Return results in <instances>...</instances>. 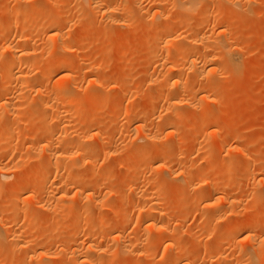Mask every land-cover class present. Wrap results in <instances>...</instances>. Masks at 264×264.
<instances>
[{
    "label": "rangeland",
    "instance_id": "rangeland-1",
    "mask_svg": "<svg viewBox=\"0 0 264 264\" xmlns=\"http://www.w3.org/2000/svg\"><path fill=\"white\" fill-rule=\"evenodd\" d=\"M13 1L0 0V28L5 26L4 24L12 23L17 26L16 28L12 26L13 30L11 29L10 32H0V85L9 79L6 67L13 59V53L16 52L15 56H18L17 54L21 55L30 47H50L52 43L46 39L45 32L57 28L64 32L63 35L66 34L63 39L64 44L72 47V52L64 53L62 57L51 63L36 65L31 70L45 73V79L42 77L40 80L41 87L50 85L53 89L55 81L61 80L62 76L55 75L53 80L48 81L46 75H50L65 62L72 63L71 71L63 76L72 75L73 78L70 80L66 78L64 84L71 86L74 84L77 89L79 88V90L74 89V92L79 96L80 103L71 101L61 104L50 97L39 98L36 94L38 86L36 87L32 80L30 83H24L23 89L18 90V93L15 92L4 100L0 99V167H6L10 163L6 168L13 167L16 171V166L19 164L18 166L22 168L21 170L17 167L18 172H16L19 176L26 174L25 177L30 178L32 173L34 175L39 172L38 175L41 176L38 186L26 190L17 188L16 176L13 175L10 179L0 177V190L3 192L0 193V264H37V261L35 263L29 258L38 249L41 250L40 252L43 250L50 252L49 257L45 258L49 263L43 262L44 259L40 264H89L85 259L84 250L87 249L90 239H94L96 235L99 237V234L104 232L102 235L117 234L119 227L123 230H121L123 233L121 240L128 243L126 250L131 248L132 254L125 249H118V242L121 241L119 238H107L105 235L103 238L99 237L100 242L97 243L98 252L103 254L104 251L105 261H97L96 264H158L162 260L168 261L169 258V264H264V236L259 233L257 227L259 223L264 225V0H250V2L231 0L236 3L235 5H230L229 2L228 5L226 0V2L208 0L209 4L204 0L205 3L202 2L204 5L200 4L196 11L188 14L176 7L178 3L174 0H99V3L112 6L114 9L112 14L104 17L94 10V5L88 1L55 0L54 6V3L50 4L52 2L50 0H26V2L24 0L28 15L10 16V18L6 9L10 5V8L17 5ZM61 1L66 2L63 7ZM212 2L215 3V10L219 8L217 9L219 12L213 15L210 14V11L214 10ZM38 5H44L43 7L47 9L52 5L51 13L60 15V21L46 15V18L41 15L40 18L37 17L40 12ZM146 6L148 8L151 6V9L154 6L155 14L152 13L154 10L144 13L142 7ZM157 6H159L157 10L164 9L162 18L156 17ZM10 21L11 24L8 23ZM29 27L32 29L34 27L36 30L35 33L33 31V37L31 36L28 41L17 40V36L22 32L26 34ZM185 28L190 31L186 32ZM202 37L216 44L211 49L196 53L190 61L173 67L172 63L181 60V57H178L179 53H176L178 47L183 48L188 45L189 51L193 43L195 44L194 41L197 39V42ZM226 40L230 48L227 43L225 48L221 47L220 44L225 43ZM5 46H13L14 52L7 50ZM97 46L103 47V51L94 52L95 55L87 59L83 57L84 50ZM211 55L214 59L213 63L209 59ZM207 56L209 60L206 63ZM195 66H200L199 69L202 67L204 73L195 74V69L196 71L198 69ZM22 67L25 68L24 65ZM171 67H173L172 71H170ZM19 71L16 70V73ZM172 74L182 79H177L179 80L177 86L170 83L172 79L169 80L167 87H163L164 89L158 88L159 81L170 79ZM1 91L0 86V98ZM21 93L25 94V98ZM6 100L11 101L8 107L4 106ZM176 101L177 105L174 103L173 106L172 102ZM55 102L66 117L72 111H79L82 114L90 110V113L80 120L74 119L81 123L95 109L102 111L99 120L86 127L83 126L84 128L82 127L83 129L78 132L79 135L75 133L72 137L73 131H68L72 134L69 137L70 143L76 144L77 140L79 143L87 139L89 142H84L90 145L88 146L90 150L87 149V153H81L78 158L69 159L83 163H78V169L74 174L66 177L67 179L64 177L66 180L63 181L66 184L70 182L68 187L76 188L73 183L82 177L85 180L82 185L80 184V190H86L98 182L103 187L102 201H100L102 209L96 208L94 213L87 215V218L93 219L96 227L90 230V236H85L83 239L85 242L81 243L80 236L86 216L80 221L75 220L80 213L78 206L81 202L78 199L81 197L75 193V189H72L68 201L61 203L55 198L57 196L54 192L55 186L48 191L44 189L46 185L63 178L60 176V179L57 175V164L62 161L56 159V156L66 147L67 140L62 142L64 144L57 140L48 143L51 145V151L56 153L52 158L57 160H52L51 167L48 163V168L44 165L45 160L43 161L47 142H41L45 133L39 129L44 122H47L50 128H55L58 117L53 116L50 106L47 107ZM230 108L233 110L230 111ZM13 114L18 115L17 118L24 119L22 121L19 119L18 122L13 119ZM142 116L147 118L146 132L137 123ZM15 121L18 123L15 124ZM113 122L115 123L112 126ZM11 123L20 129L14 130L16 133L12 132L13 137L17 138L14 146L19 144L2 149L8 142V136L12 134L9 135L10 132L6 130L8 128L6 126L12 125ZM172 130L178 133L177 136L175 134L168 136ZM91 133H95L100 138H96ZM145 133H151L149 135L152 139L149 136L145 138ZM153 135L154 137H151ZM52 148L57 150L53 151ZM241 149L242 153L238 151ZM114 151L119 153L121 151L123 161L129 163L131 161L129 169L127 163L126 168L122 166L120 170L114 167L115 160L113 162V158H110L111 152L113 154ZM41 158L44 163L40 161ZM46 167L50 170L46 171L47 173L49 171V174L45 172ZM41 171H44L43 174ZM199 177L205 182H214V185L197 187L192 197L188 198L187 188L192 180L196 178V181L198 178L203 182ZM131 185L132 192L127 193ZM21 189L24 193L21 191L18 195ZM16 193L19 201L12 200V196ZM148 196L154 198V203L146 205L153 207L150 217L143 211L146 208L143 206V201ZM232 196L235 200L229 204L226 202L229 206L225 204L227 208L221 209L220 204L223 203L221 205L223 206L225 200L219 198ZM11 201H17L18 206L14 208L8 219L5 215ZM214 202L216 206L218 203L219 205L217 207L209 205ZM129 203L130 205H127ZM205 205L208 207L206 208ZM27 207L30 208V212L29 209L24 212ZM47 207L55 208L52 209L54 211H49L50 215L47 214ZM56 212L65 214L59 215L64 217L61 218L63 223L60 220L61 228L58 233L54 231L52 225L53 221L56 223L60 219ZM218 215L221 217L219 218ZM149 220L154 221L153 227H150ZM162 223L165 226L169 225L160 228ZM234 224L236 227L240 226L237 234L229 232ZM246 225L255 228L249 233L254 236L253 244L256 249L245 239L247 231L243 228ZM42 232L46 234L39 239ZM146 232L150 233V239ZM223 236L225 242L220 246L219 241ZM33 237L35 238L32 239ZM171 237L175 238L176 242L182 243L181 255H183L179 262L174 258V252L177 250L169 245ZM32 240L37 242H31ZM78 243L81 246L76 255L77 253H72L71 248ZM136 243L141 244L133 249V244ZM243 251L246 252L242 254ZM247 252H251L250 256L246 254Z\"/></svg>",
    "mask_w": 264,
    "mask_h": 264
},
{
    "label": "bare ground",
    "instance_id": "bare-ground-1",
    "mask_svg": "<svg viewBox=\"0 0 264 264\" xmlns=\"http://www.w3.org/2000/svg\"><path fill=\"white\" fill-rule=\"evenodd\" d=\"M24 0H14L13 2H15L17 5L16 6H14L13 5V7L12 8H10L11 7V5L10 6H8V8L6 9V13H8V14H10V15H8L9 17L10 16H12V17H18V16H26V15H28L27 13H28V11H26L25 10V7H24V4H26V3H24L23 2ZM50 1H52L50 4H53L54 3V6H55V3H56V1L55 0H50ZM80 1V0H79ZM82 2H89L91 5L93 4L94 5V10H97L98 11V13H101L102 15H103V17L104 16H108V15H110V14H112L111 12L114 10V9H112V6H108V5H106V6H104L103 4L104 3H99V0H81ZM101 1V0H100ZM176 3H178V4H176V5H178V6H176V7H178L183 13H192L193 11H196L198 8H199V5L200 4H203L202 2H204V0H179V2H177L178 0H174ZM208 1V0H207ZM207 1H205L206 3H208L209 4V1H215V0H209L208 2ZM223 2L225 1V0H222ZM221 1V2H222ZM227 1V4L229 5V3H230V5H233L234 3L231 1V0H226ZM225 1V2H226ZM231 1V2H230ZM252 1V0H251ZM25 2H26V0H25ZM103 2V1H102ZM204 2V3H205ZM215 2H218V0H216ZM220 2V1H219ZM229 2V3H228ZM249 2H250V0H249ZM256 2V1H255ZM61 3H62V7H63V5H65L66 4V2H62L61 1ZM47 4V3H46ZM173 4V3H172ZM211 4V3H210ZM223 4V3H222ZM225 4V3H224ZM236 4V3H235ZM234 4V5H235ZM124 5V4H123ZM127 4L125 3V6H126ZM204 5V4H203ZM213 7H214V10H212V11H210V14H216L217 12H219V11H217V9H219V8H217L216 10H215V3L213 4V2H212V4H211ZM39 6V5H38ZM44 6V5H43ZM43 6H39V8H38V10L40 11H38L39 12V14H38V16L37 17H39V15H41V16H43L44 18H46L45 17V15L47 16V17H50V18H52V19H54V20H59L60 21V15H56V14H53V13H51L52 12V10H51V6L52 5H50V7L48 6V9H50V13L48 12V9L45 7H43ZM59 6V5H58ZM202 6V5H201ZM24 7V8H23ZM61 7V6H60ZM154 7V6H153ZM153 7H152V9H151V6H150V8H148V6H146V7H142V11L144 12V13H146V12H151V11H153L154 9H153ZM174 7V6H173ZM156 8V10L159 8V6H157V7H155ZM161 8V7H160ZM201 8V7H200ZM47 9V10H46ZM163 9V8H162ZM204 9V8H203ZM209 9H210V7H209ZM125 10V9H124ZM201 10V9H200ZM163 11H164V9H163ZM163 11H160V10H157V12H156V17H160L161 16V18L163 17L162 16V13H163ZM197 12H199V10L197 11ZM153 14H155V10H154V12H152ZM151 13V14H152ZM152 14V15H153ZM171 14V13H170ZM199 14H200V12H199ZM165 15V14H164ZM167 15V14H166ZM190 15V14H189ZM5 16V15H4ZM99 16V15H98ZM170 16V15H169ZM36 17V18H37ZM97 17V16H96ZM11 18V17H10ZM40 18V17H39ZM164 18H165V16H164ZM41 19H43V18H41ZM152 20V19H151ZM58 21V22H59ZM125 21V20H124ZM13 22V21H12ZM123 22V21H122ZM128 22V21H127ZM9 24H11V21L10 22H8ZM125 23H126V21L123 23V25L125 26ZM148 23H150V22H148ZM12 24H14V23H12ZM8 25V24H4L5 26H3V27H1L0 28V32L1 33H3V32H10V31H12L13 30V28L15 27V25L16 24H14V25ZM7 25V26H6ZM12 26H13V28H12ZM132 26V25H131ZM226 26V25H225ZM17 27V26H16ZM15 27V28H16ZM49 28H51V27H49ZM190 28V27H189ZM12 29V30H11ZM214 29H215V27H214ZM184 30V29H183ZM33 31H34V33H35V31L36 30H34V27H33V29L31 28V27H29V30H28V32L26 33V34H24L23 32L20 34V35H18L17 36V40H23V41H28L30 38H31V36L33 37V35L32 34H34L33 33ZM130 31H132V30H130ZM185 31L186 32H188V31H190V29H188V28H185ZM217 32H219V31H217ZM41 33V32H40ZM62 33H64L63 31H61V30H59V29H57V28H51V29H49V30H47L46 32H45V37H46V39L49 41V42H51L52 44H50L51 46L50 47H48V48H43V46H42V48H41V46L40 47H30L29 49H27V50H25L24 52H22L21 53V55L20 54H17L18 56H15V54H16V52H14V50H13V46H5L6 48H7V50H9V51H12V52H14L13 53V59L7 64V67H6V74H7V76L9 77V79L8 80H6L4 83H2L0 86H1V88H2V91H1V98L0 99H3L4 100V98H7V97H9L11 94H13V93H15V92H17L18 90H21V89H23V84L24 83H30V81L32 80V81H34L33 83L35 84V86L37 87L38 86V88H36V94H37V96L40 98H46V97H50L51 99L53 98V100H57V101H59V102H61V104H67L68 102H71V101H74V102H76V103H80L79 102V100L80 99H78V97L79 96H77L76 94H75V90L74 89H77V86L75 87V85L73 84V86H71L70 84L69 85H66V84H64V80L67 78L68 80H70V79H72L73 77H72V75H66V76H63L65 73H67V72H70L71 71V65H72V63H68V62H65L64 64H62L60 67H58V68H56L55 70H54V72L52 71V73L49 75H46V78L48 77V81H51V80H53V77L55 76V75H60V76H62V78H61V80L60 79H58L57 81H55V85H54V88L52 89V86L50 87V85H48L49 84V82H47V85L48 86H42L41 87V83L42 82H40V80L42 79V77H44L43 79H45V73L44 74H41L40 73V71H38V72H33V70H31V69H33V67H35L36 65H39V64H41V63H46L47 64V62L48 63H51V62H53V61H55V60H57L58 58H60V57H62L63 55H64V53H68V52H72V47H68V46H66V44H64V35L66 36V34H62ZM130 33V32H129ZM135 33V32H134ZM221 33V32H220ZM223 33H226L225 31H223ZM168 36H170V35H172V33L169 35V34H167ZM68 36V35H67ZM172 37V36H171ZM176 37V36H175ZM204 37V36H203ZM202 37V39L200 38V40L199 41H197L196 42V40L194 41L195 42V44L193 43V47H191V50H189L188 51V45L186 46V47H178L177 49V51L178 52H176V53H179V55H178V57H181V60H180V62H177V63H172V66L173 67H176L178 64L179 65H181L182 63H185V62H188V61H190L191 59H192V57L196 54V53H198V52H200V51H204V50H208V49H211V47H214V44H216V42L213 44V42L212 41H208V39L206 40L205 38H203ZM222 37V36H221ZM170 38V37H169ZM206 38H208V37H206ZM220 38V37H219ZM175 39V38H174ZM225 39H226V36H225ZM67 40V39H66ZM184 40H186V39H184ZM125 41V40H124ZM181 41V40H180ZM188 41V40H187ZM224 41V40H223ZM229 41V40H228ZM189 42V41H188ZM191 42V41H190ZM12 43H14V41L12 42ZM48 43V42H47ZM185 43V42H184ZM192 43V42H191ZM221 43V42H220ZM227 43V40H226V42L224 43V42H222L220 45H222L221 47H224L225 48V44ZM187 44H189V43H187ZM217 44H219V43H217ZM227 44H229V43H227ZM10 45H12L11 43H10ZM45 45V44H44ZM213 45V46H212ZM35 46H38V45H35ZM48 46V45H47ZM95 48V47H94ZM88 48V49H86V50H84V52H83V57L84 58H89L91 55H95V53H97V52H100L101 50L103 51V47L101 48V47H98L97 46V48ZM229 48H230V44H229ZM93 49H94V51H93ZM190 49V48H189ZM226 49H227V47H226ZM230 50V49H229ZM74 51V50H73ZM101 51V52H102ZM166 54L168 55V50L166 49ZM95 52V53H94ZM226 52V51H225ZM93 53V54H92ZM99 54V53H98ZM217 58V57H216ZM180 59V58H179ZM209 59H211L210 61H211V63H213L214 62V59H213V57H212V55L211 56H209ZM208 59V56L206 57V63H207V61L209 60ZM219 59V58H218ZM222 61V60H221ZM173 62V61H172ZM176 62V61H175ZM216 62V61H215ZM231 64V63H230ZM24 65V67L25 68H27V69H25V68H23L22 66ZM178 65V66H179ZM223 65V64H222ZM177 66V67H178ZM192 66H193V64H192ZM235 66V65H234ZM173 67H171L170 68V71H172L173 69ZM194 67V66H193ZM198 67H200V66H195V68H198ZM18 68V69H17ZM194 68V69H195ZM202 68V67H201ZM197 69V71H196V69H195V74H200V75H202L203 73H204V71H203V69ZM208 68V67H207ZM172 69V70H171ZM16 70L18 71V70H20L19 71V73H16ZM23 70V71H22ZM26 70V71H25ZM168 70H169V68H168ZM209 70V69H208ZM222 70V69H221ZM220 70V71H221ZM50 71V70H49ZM92 71H94V70H92ZM192 71H193V69H192ZM207 71V70H206ZM51 72V71H50ZM49 72V73H50ZM232 72V71H231ZM166 73H167V71H166ZM208 73V72H207ZM218 73V72H217ZM238 74V73H237ZM53 75V76H52ZM208 75V74H207ZM176 75H174V74H172L171 75V77H169L170 79H168V80H162V81H159L160 82V87H158V88H160V89H162L163 87L165 88V87H167L166 85L168 84V82H169V80H174V82H173V80H172V82H170V83H172V85L173 84H176V86H177V84H178V81L179 80H177V79H179L180 77H176ZM176 79V80H175ZM181 79V78H180ZM201 79H202V77H201ZM182 80V79H181ZM195 80V79H194ZM193 80V81H194ZM45 81V80H44ZM75 81V80H74ZM96 81V80H95ZM1 83V82H0ZM45 83V82H44ZM94 84V83H93ZM158 85V86H159ZM130 86V85H129ZM186 86V85H185ZM211 86V85H210ZM40 87V88H39ZM173 87V86H172ZM163 88V89H164ZM168 89V88H167ZM77 90H79V88L77 89ZM166 90V89H165ZM174 90V89H173ZM163 91V90H162ZM19 92V91H18ZM17 92V93H18ZM22 92V91H21ZM160 92V91H159ZM198 92V91H197ZM21 94H23V97H24V93H21ZM89 97H91L90 95H89ZM104 97V96H103ZM22 98V97H21ZM25 98V97H24ZM48 99V98H47ZM85 99H83V101H84ZM101 100V99H100ZM172 100H174V99H172ZM103 101H104V98H103ZM170 102H171V100H170ZM185 102V101H184ZM10 103H11V101L9 100V101H7L6 100V102L4 103V106H6V107H8V106H10ZM100 103H102L101 101H100ZM168 103H169V101H168ZM173 104V106H175V104L177 105V101L176 102H172ZM175 103V104H174ZM179 104V103H178ZM189 104V103H188ZM46 106V105H45ZM45 106H43V107H45ZM48 106H50L51 108H52V113H53V116L54 117H58V120H57V123H56V125H55V128L54 129H52V128H50V126L47 124V122H44L43 124L44 125H42V126H40V130L41 131H44V133H45V136H44V139L41 141L42 143H46L47 142V144L45 145V148H46V155H45V159L43 158V161L45 162V164L44 165H46L47 167H48V163L50 164H52V160L53 159H55V158H52V156L54 157V155L56 154V153H54L55 151L54 150H57V149H54L53 150V148H52V150L54 151V152H52L51 151V145L50 144H48V143H52V142H54V140H57L59 143L61 142H63V141H66V143L67 144H69V147L67 148V144H66V147L62 150V151H59L58 152V155L56 156V159L58 158V160H61L62 162L60 163V164H57V167H56V169H57V175L59 176V178L61 179V177H63L60 181H57L58 183H56V181L54 182L53 181V183L52 184H50V185H46L45 186V183L43 184L44 186H45V188L44 189H46L47 191L49 190V189H53L54 188V186L56 187V191H54V192H56L57 194V196H55V198H56V200L58 201V202H61V203H66L67 201H68V197H69V194H70V192H71V190L72 189H75V193H77V195L79 196V197H81V199H78L79 200V202H81V205L80 206H78V207H80L79 209H80V213L78 214V216L77 215H75V216H77L76 217V219L75 218H73V219H75L76 221H80V220H82V219H84V217L86 218V219H84L83 220V230L81 231V236H80V238H81V241H80V243L83 241V239H84V237L85 236H90L89 235V232H90V230H92L93 229V227H94V223H93V219H91L90 217L89 218H87V215L88 214H91L93 211H95V209L97 208V210L98 209H100L101 208V203H100V201H102L101 199H102V184L100 183V182H98L97 184H93V185H91L90 186V188H88V189H86V190H80L79 189V187H80V184L82 183V182H84V180L85 179H83L82 177H81V179L79 178V179H76V182L75 183H73V185H74V187H76V188H72V187H68V184L70 183H68L67 182V184H66V182H64L63 181V179H64V177L66 178V177H69V176H72L73 174H74V172L76 171V169H78L77 167H78V163H83L82 161H80V162H78L77 163V161H70V160H72V159H74V158H76L78 155H80L81 153H84V152H86L87 153V149H89V147L88 146H90V145H88L87 144V142H89L87 139L86 140H84V141H87V142H84V141H80L79 143H78V140H77V143L75 144V143H73V142H71L70 143V139H69V137H71L70 135H72V134H69L68 133V131L69 132H72L73 131V136L72 137H74V135H75V133L77 134L78 132H80L84 127L83 126H88V125H90L91 123H93V122H95L96 120H99V118L102 116V111H97L96 109H95V111L94 112H91L92 114H89L88 115V117L87 118H85L84 119V121L81 123L79 120L81 119V118H83L85 115H87L88 113H90V110L88 111V112H83L82 114L79 112V111H72L71 113L69 112L67 115V117H66V115L65 114H63V111H62V109H60L59 107H57L58 106V104H56V102L54 103V104H52V105H47V107ZM233 108V107H232ZM91 109V108H90ZM93 109V108H92ZM233 109H231L230 108V111H232ZM229 111V112H230ZM68 112V111H67ZM66 113V112H65ZM115 113H117V112H115ZM118 113H119V111H118ZM16 114V113H15ZM65 115V116H64ZM13 116H14V118L13 119H16V121H18L19 119L22 121L24 118H21V117H19V118H17V116L18 115H14L13 114ZM76 118L77 119H79V120H77V122L75 121L76 120ZM152 118V117H151ZM9 119V118H8ZM12 119V118H11ZM26 119V118H25ZM75 119V120H74ZM147 118H144V116H142V117H140L139 119H138V124H140V127H141V129L143 128V130H144V132H146V129H145V125H146V123H145V120H146ZM12 121V120H11ZM16 121H15V124H17L18 122H20V121H18L17 123H16ZM114 121V120H113ZM118 121V120H117ZM125 121V120H124ZM147 121V120H146ZM217 121V120H216ZM12 122H14V121H12ZM121 122V121H120ZM114 123L115 122H113V123H111V125L113 126L114 125ZM125 123V122H124ZM127 123V122H126ZM217 123V122H216ZM12 124V123H11ZM15 124H12V125H8V126H6V127H8L6 130L8 131V133H9V135L12 133V132H15L14 130H16V129H19L18 127H15ZM111 125H109V126H111ZM117 125V124H116ZM128 125V124H127ZM18 126H19V124H18ZM83 127V128H82ZM6 130H4L5 132H6ZM20 130V129H19ZM27 130H28V127H27ZM70 130H72V131H70ZM85 131V130H84ZM94 131H96V130H94ZM175 131V130H174ZM21 132V131H20ZM98 132V131H97ZM16 133V132H15ZM67 133L69 134V135H67ZM90 133V132H89ZM96 133V132H95ZM95 133H91L92 135L94 134V136L97 138L98 136H96L95 135ZM100 133V132H99ZM143 133V132H142ZM6 134V133H5ZM20 133H18V135H19ZM149 134H151V133H149ZM149 134H146L145 133V138H148V136H149V138H150V135ZM169 134H175V136H177L176 134H178L177 132L175 133V132H173V130L171 131V132H169L168 133V136H170ZM43 135V134H42ZM78 135H79V133H78ZM83 135V134H82ZM100 135V134H99ZM81 136V135H80ZM172 136V135H171ZM9 138H7V140H8V142H7V144H5V146H3V148L2 149H4V148H12L13 146H14V144L16 143V141L15 140H17V138L15 139L14 137H13V133L10 135V136H8ZM83 137V136H82ZM89 137V136H88ZM151 137H154V135L153 136H151ZM156 137V136H155ZM86 138V137H85ZM98 138H100V136L98 137ZM76 139V138H75ZM150 139H152V138H150ZM70 140V141H69ZM79 140H82V139H79ZM91 140V139H90ZM99 140V139H98ZM73 141H75V140H73ZM3 142H6V141H3ZM19 142V141H18ZM40 142V143H41ZM76 142V141H75ZM55 143H56V141H55ZM93 143V142H92ZM19 143H17L16 145H18ZM62 144H64V143H62ZM2 145H4V144H2ZM1 145V146H2ZM15 145V146H16ZM59 145V144H58ZM71 145V146H70ZM14 146V147H15ZM43 147V146H42ZM59 147V146H58ZM30 148V147H29ZM28 148V150H31V149H29ZM44 148V147H43ZM17 149V148H16ZM60 149V148H59ZM90 150V149H89ZM2 151V150H1ZM5 151V150H4ZM238 151H240V153H242L243 151H242V149L241 150H238ZM31 152V151H30ZM120 153H121V151H120ZM119 152H115L114 151V153L112 154V152H111V154H110V158H113L112 159V161L113 160H115V166L114 167H116L117 169H119V168H122V166H124V168H126L125 167V165H126V163H127V165H128V168L127 169H129L130 168V163H131V161H130V163L129 162H126V160H122V157L123 156H121L122 154H120ZM140 153V152H139ZM239 153V154H240ZM108 154V153H107ZM160 154V153H159ZM23 156V155H22ZM86 156V155H85ZM82 157V156H81ZM107 157V156H106ZM180 157V156H179ZM42 158H41V162L42 163H44L43 161H42ZM78 158V157H77ZM89 158V157H88ZM108 158V157H107ZM164 158V157H163ZM55 159V160H56ZM70 159V160H69ZM91 159V158H90ZM14 161H16L15 159H13ZM69 160V161H68ZM83 160V159H82ZM93 160V159H92ZM111 160V159H110ZM57 161V160H56ZM56 161H54V163H56ZM87 161V160H86ZM89 161V160H88ZM109 161V160H108ZM118 161V162H117ZM163 161V160H162ZM12 162V161H11ZM90 162V161H89ZM93 162V161H92ZM91 162V163H92ZM114 162V161H113ZM124 162H125V164H124ZM39 163V162H38ZM41 163V164H42ZM84 163H86V162H84ZM51 164H50V167H51ZM93 164V163H92ZM96 164V163H95ZM232 164V163H231ZM237 164V163H236ZM5 165V164H4ZM9 165H10V163H9ZM8 165V166H9ZM19 165V164H18ZM16 166V171L18 172V168H20L21 166ZM40 165V164H39ZM43 165V164H42ZM82 165V164H81ZM126 165V166H127ZM134 165V164H133ZM7 165H6V167H8ZM11 166H13V164L11 165ZM15 166V165H14ZM23 166V165H22ZM41 166V165H40ZM93 166V165H92ZM97 166V165H96ZM164 166V165H163ZM5 166L4 167H0V177H2V178H5V179H10V178H12V176L14 175V176H16V180H15V183L18 185H16L17 186V188L18 187H20V188H24L25 190L26 189H30V188H35L36 186H38V184H40V175H38V174H34L33 175V173H32V175H31V177L29 178V177H25L26 176V174H22V176H19L18 175V173L15 171V169L13 170V167L11 168V167H9V168H6ZM18 167V168H17ZM46 167V170H45V168L43 169V170H45V172L47 171V170H49L48 168ZM79 167H80V165H79ZM133 167V166H132ZM228 167H230V166H228ZM94 168V167H93ZM115 168V169H116ZM123 168V169H124ZM12 169V170H11ZM21 170H22V168H20ZM19 169V173H20V170ZM52 170V169H51ZM97 170V169H96ZM120 170V169H119ZM228 170V169H227ZM230 170V169H229ZM50 171V170H49ZM48 171V173L47 174H49L50 172ZM53 171V170H52ZM51 171V172H52ZM226 171V170H225ZM224 171V172H225ZM23 173L25 172V171H22ZM38 172V171H37ZM42 172V174H43V172L44 171H41ZM97 172H99V171H97ZM227 172V171H226ZM15 173H16V175H15ZM28 173V172H27ZM21 174V173H20ZM30 174V173H29ZM95 174H98V173H96L95 172ZM101 174L103 175V173L101 172ZM24 175V176H23ZM224 175V174H223ZM55 176V175H54ZM58 176H56V177H58ZM61 176V177H60ZM106 176V178H107V175H105L104 174V177ZM87 177V176H86ZM85 177V178H86ZM103 177V178H104ZM108 177H109V175H108ZM139 177V176H138ZM106 178H104V179H106ZM200 178V177H199ZM50 179V178H49ZM67 179V178H66ZM66 179H64V180H66ZM87 179V178H86ZM92 179V178H91ZM196 179V178H195ZM195 179L194 180H192V182H191V184H190V186H188V190H187V197L188 198H190V197H192V195H193V193H194V191H195V189H197V187H200V188H204V187H211L212 185H214L213 183L214 182H211V181H209V182H205L203 179H201L200 178V180H203V182L202 181H199L198 180V178H197V180L195 181ZM189 180H191V179H189ZM207 180V179H206ZM44 181V180H43ZM50 181V180H49ZM68 181V180H67ZM87 181H89V179H87ZM86 181V182H87ZM199 181V182H198ZM64 182V183H63ZM102 182V181H101ZM105 182V181H104ZM106 182H107V180H106ZM48 183V182H47ZM91 184V183H90ZM89 184V185H90ZM61 185H63V186H61ZM65 185V186H64ZM82 185V184H81ZM107 185V184H106ZM189 185V184H188ZM87 186V185H86ZM85 187V186H84ZM131 187H133L132 185L131 186H129L128 187V189H127V193L129 192H132V188ZM217 187V186H216ZM106 188V187H105ZM79 189V190H78ZM104 190H106V189H104ZM131 190V191H130ZM22 191V189L18 192V195L19 194H21L20 192ZM51 191V190H50ZM134 191H136V190H134ZM7 192V191H6ZM23 193H24V190L22 191ZM37 192V191H36ZM39 192V191H38ZM137 192V191H136ZM0 193H3L1 190H0ZM49 193V192H48ZM134 193V192H133ZM106 194V193H105ZM12 195V194H11ZM17 195V193L15 194V195H13L12 196V200L13 199H18V196ZM42 195V194H41ZM127 195V194H126ZM0 197H1V194H0ZM21 197V196H20ZM38 197H40V196H38ZM74 197V196H73ZM147 197V196H146ZM70 198V197H69ZM127 198V197H126ZM141 198V197H140ZM144 198V197H143ZM149 198V199H148ZM148 198H145L144 199V201H143V206L144 207H146V208H144L143 209V211H145L144 212V214L146 215H149V217L151 216V214H152V212H153V210H152V208L153 207H147L148 205L147 204H151V203H154V201H153V199L154 198H151L150 196H148ZM151 198V199H150ZM210 199V198H209ZM214 199H216V198H214ZM219 199H223V201H224V205L223 206H221L223 203H221L220 204V207H221V209H222V207H223V209H224V207H226L227 208V206H229L228 204H229V202L231 203L232 201H234L235 200V197L234 196H232V197H220ZM52 200V199H51ZM51 200H50V202H51ZM73 200V199H72ZM72 200H70V201H72ZM157 200H159V199H157ZM156 200V201H157ZM218 200V199H217ZM17 201H19V199L17 200ZM17 201H15V202H13V201H11L9 204H8V206H7V209H6V215H5V217L6 218H8L9 219V216H10V214H11V212L14 210V208L16 209V207L18 206L17 204ZM209 201H211L212 202V199H210ZM213 201H215L216 202V200H213ZM53 202V201H52ZM211 203V204H209V205H212V206H216V203ZM222 202V201H221ZM228 204H227V203ZM16 203V204H15ZM45 203V202H44ZM43 203V204H44ZM70 203H73V202H70ZM133 204V203H132ZM225 204H227V206H225ZM42 205V204H41ZM51 205H53V204H51ZM50 205V206H51ZM70 205V204H69ZM99 205H100V207H99ZM126 205V204H125ZM124 205V206H125ZM127 205H130V203L129 204H127ZM126 205V206H127ZM133 205H135V204H133ZM132 205V206H133ZM147 205V206H146ZM218 205H219V203H218ZM217 205V206H218ZM44 206V205H43ZM47 206V205H46ZM150 206V205H149ZM206 206V208L208 207L207 205H205ZM216 206V207H217ZM25 207H26V205H25ZM29 207V206H28ZM27 207V209L25 208L24 209V212L26 211L27 212V210L30 212V208H28ZM31 207V206H30ZM77 207V208H78ZM99 207V208H98ZM102 207H104V206H102ZM130 207V206H129ZM220 207H218V209L220 208ZM50 208V209H49ZM57 208H59V207H57ZM133 208V207H132ZM143 208V207H142ZM141 208V209H142ZM214 208V207H213ZM31 209H33L32 207H31ZM44 209V208H43ZM52 209H55L54 207L53 208H51V207H47V214H49L51 211H54V210H52ZM64 209V208H63ZM75 209H76V207H75ZM102 209V208H101ZM130 209V208H129ZM134 209V208H133ZM216 209V208H215ZM229 209V208H228ZM45 210V209H44ZM60 210V209H59ZM217 210V209H216ZM220 210V209H219ZM226 210V209H225ZM46 211V210H45ZM50 211V212H49ZM56 211H58V210H56ZM65 211V210H64ZM99 211H101V210H99ZM156 211V210H155ZM222 211H224V210H222ZM31 212H33V211H31ZM62 212V211H61ZM61 212H60V214H61ZM219 212H221V211H219ZM53 213V212H52ZM57 214H58V212H56ZM65 213V212H64ZM94 213V212H93ZM40 214V213H39ZM38 214V215H39ZM60 214H58V216L60 215ZM221 214V213H220ZM50 215V214H49ZM61 215H65V214H61ZM144 215V216H145ZM31 216V215H30ZM89 216V215H88ZM156 216V215H155ZM219 216V218L221 217V215H218ZM218 216H217V218H218ZM35 217V216H34ZM60 217V219H58L57 221H56V223L53 221V223H52V225L54 226V231L55 232H59V230H60V228H61V223H63L62 222V220H61V218H63L64 216H59ZM91 217H93V216H91ZM147 217V216H146ZM11 218V217H10ZM217 218H215V219H217ZM66 219V218H65ZM64 219V220H65ZM72 219V218H71ZM95 219V218H94ZM56 220V219H55ZM60 220H61V223H60ZM263 220V219H262ZM52 221V220H51ZM73 221V220H72ZM150 221V220H149ZM261 221V220H260ZM152 222H154V221H150V223H151V225H150V227H153L155 224L154 223H152ZM27 223V221L25 222V224ZM54 223H55V225H54ZM79 223V222H78ZM157 223V222H156ZM168 223V222H167ZM262 223V222H261ZM76 224V223H75ZM260 224V223H259ZM257 225V227L259 228V233L262 235V236H264V225H263V223L262 224H260V225ZM59 225H60V227H59ZM121 225V224H120ZM167 225H169V224H167ZM166 225V226H167ZM47 226V225H46ZM165 226V224L164 223H162V225L160 226V228H163V227H166ZM234 226V227H233ZM232 226V228L229 226V228H231V229H229V232H238V227H240V226H238V227H236L235 226V224ZM71 227V226H70ZM96 227V226H95ZM94 227V228H95ZM256 227V228H257ZM66 228V227H65ZM76 228V227H75ZM120 228V227H119ZM118 228V230L116 231V232H118L117 234H115V233H108L107 235H106V237L107 238H114V239H118L119 238V240H121V238H122V228H120L119 229ZM254 228V226H252V225H246L245 226V228H243V229H245L244 231H247V235L245 236V239H247L250 243H254V241H253V238H254V236L251 234V232L249 233V231L251 230V229H253ZM153 229H155V228H153ZM167 229V228H166ZM213 229V228H212ZM241 229H242V226H241ZM243 229H242V232H243ZM255 229V228H254ZM50 230V229H49ZM122 230V231H121ZM215 230V229H214ZM239 230H240V228H239ZM42 231H44V229L42 230ZM73 231V230H72ZM79 231V230H78ZM152 231V230H151ZM241 232V233H242ZM100 233H102V232H100ZM105 233V232H104ZM104 233H102V234H104ZM218 233V232H217ZM216 233V234H217ZM221 233H223V232H221ZM221 233H220V235H221ZM256 233V232H255ZM258 233V234H259ZM17 234V233H16ZM43 234L45 235L46 233H44V232H42V234H40V236H39V239L40 238H42L43 237ZM62 234V233H61ZM98 234V233H97ZM100 235L99 234V237L100 238H103V237H105V235ZM146 234H147V232H146ZM145 234V235H146ZM237 234V233H236ZM239 234H240V232H239ZM15 235V234H14ZM51 235H52V232H51ZM77 235H79V233L77 234ZM77 235H75V236H77ZM213 235V234H212ZM218 235V234H217ZM219 235V236H220ZM16 236H18V237H20V235H16ZM16 236H14L15 238H18V237H16ZM54 236V235H53ZM60 236V235H59ZM94 236V235H93ZM97 237H95L94 239H90V242H88V246H87V249L86 250H84V251H86L85 252V255H86V257H85V259H86V261L87 262H89V264H96L97 263V261H105L104 260V258H103V254H104V251H103V254L101 253L100 254V251L98 252V250H97V243L98 242H100V239H99V237H98V235H96ZM125 236V235H124ZM149 236H150V233H148L147 234V237L149 238ZM214 236V235H213ZM260 236V235H259ZM258 236V237H259ZM52 237V236H51ZM151 237V236H150ZM257 237V238H258ZM35 237H33L32 239H34ZM92 238V237H91ZM87 239H88V237H87ZM125 239V238H124ZM150 239V238H149ZM171 239V240H170ZM169 239V241H170V247L172 248V249H176L175 251L176 252H174V258H175V260L177 261V262H179V260L181 259V256L183 255H181V250H182V247H181V242L179 241V242H176L177 240H174L175 238H173L172 239V237ZM181 239V238H180ZM256 239V238H255ZM264 239V238H263ZM53 240V239H52ZM179 240V239H178ZM36 240H32L31 242H35ZM87 241V240H86ZM219 241V240H218ZM257 241V240H256ZM37 242V241H36ZM83 242H85V240L83 241ZM225 242V238H224V236L223 237H221L220 238V241H219V244H220V246H221V244H223ZM169 243V242H168ZM36 244V243H35ZM38 244V243H37ZM52 244V243H51ZM84 243H82V245H83ZM118 244H119V248H118ZM118 244H116V248H118L119 250L122 248V250L123 249H128V243L126 244L125 243V241L123 242V240H121L120 241V243L118 242ZM141 243H136V244H133L132 246H133V249H136V248H138L139 247V245H140ZM53 245V244H52ZM84 245H86V244H84ZM99 245H101V244H99ZM37 246H39V245H37ZM51 246V245H50ZM81 245L78 243V244H76L73 248H71L73 251H72V253L74 252L76 255H78V252L77 251H79V247H80ZM183 246V245H182ZM254 248H255V246H254V244L252 245ZM251 246V247H252ZM85 248H86V246H84ZM131 247V246H130ZM252 247V248H253ZM46 248V247H45ZM81 249H82V247H81ZM250 249V248H249ZM256 249V248H255ZM40 249H38V250H36V252H35V254L34 255H31L30 257L31 258H29V259H33V262H35V261H37V264H40V262L42 261V260H44L45 258H46V256L47 257H49L48 256V254L50 253V252H45L44 250V252L42 251V252H40L39 251ZM59 250V249H58ZM119 250H117V251H119ZM124 250V251H125ZM130 250V251H129ZM129 250H126L127 252H131V248H129ZM239 250H241L240 249V247H239ZM51 251V250H50ZM183 251V250H182ZM242 251V250H241ZM248 251V250H247ZM52 252V251H51ZM246 252V251H245ZM244 251L242 252V254L243 253H245ZM257 252H259V251H257ZM257 252H256V255H258L257 254ZM261 252H263L262 250H261ZM260 252V253H261ZM71 253V254H72ZM84 253V252H83ZM110 253V252H109ZM239 253V252H238ZM250 253L251 252H247L246 254L248 255V256H250ZM28 254V253H27ZM51 254H53V252L51 253ZM82 254V253H81ZM130 254H132V252L130 253ZM242 254H241V256H242ZM263 254V253H262ZM74 255V254H73ZM75 255V256H76ZM108 255V254H107ZM106 255V256H107ZM252 255V254H251ZM29 256V255H28ZM99 256V257H98ZM105 256V257H106ZM109 256V255H108ZM165 256V255H164ZM244 256H246V255H244ZM261 256V255H260ZM79 257H81V255H79ZM167 257V256H166ZM223 258H224V256H222ZM221 257V258H222ZM253 257V256H252ZM263 257V256H262ZM34 258H36V260H34ZM112 258V257H111ZM165 258V257H164ZM248 258H250V257H248ZM247 258V259H248ZM260 258V257H259ZM47 259H49V258H47ZM81 259H82V257H81ZM100 259V260H99ZM167 259V258H166ZM170 259V258H169ZM169 259H167L168 261H166V260H162V261H160V263L158 262V264H169L168 262H170L169 261ZM183 259V258H182ZM110 260V259H109ZM118 260H120V259H118ZM174 260V261H175ZM225 260V259H224ZM32 261V260H31ZM45 261H47L46 259L43 261V262H45ZM176 262V263H177ZM36 263V262H35ZM42 263V262H41ZM47 263H49V261H47ZM78 263V262H77ZM172 263V262H171ZM45 264V263H44ZM57 264V263H56ZM60 264V263H59ZM174 264V263H173ZM190 264V263H189Z\"/></svg>",
    "mask_w": 264,
    "mask_h": 264
}]
</instances>
